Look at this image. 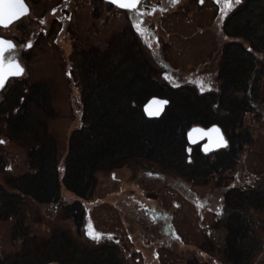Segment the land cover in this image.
<instances>
[{"label":"rangeland","instance_id":"obj_1","mask_svg":"<svg viewBox=\"0 0 264 264\" xmlns=\"http://www.w3.org/2000/svg\"><path fill=\"white\" fill-rule=\"evenodd\" d=\"M198 1L166 12L163 0L159 12L139 14L145 40L132 29L135 11L100 0L77 3L75 31L51 22L54 6L34 7L19 24L0 27L2 35H18V57L27 68L0 90V185L19 196L0 218V264H264V52L250 46L252 39L264 44V0H241V8L232 0L231 10L228 0ZM154 2L146 0L148 7ZM235 12L242 36L229 35L222 24ZM132 43L135 52L128 51ZM243 47L257 57L253 72L246 69L253 57ZM109 51L119 85L129 75L160 81L163 88L145 89L155 96L163 97L159 88L211 93L204 99L228 144L206 154L201 143L188 142L180 157H137L98 170L86 197L64 184L59 201L47 202L15 188L10 179L37 172L31 154L39 135L52 139L63 165L90 102V58L106 60L105 79L115 63ZM246 81L256 94L249 90L250 99L241 88ZM236 122L241 126L233 129Z\"/></svg>","mask_w":264,"mask_h":264},{"label":"trees","instance_id":"obj_2","mask_svg":"<svg viewBox=\"0 0 264 264\" xmlns=\"http://www.w3.org/2000/svg\"><path fill=\"white\" fill-rule=\"evenodd\" d=\"M246 4L247 2L243 1V5L246 6ZM237 17L238 13H233L224 24L229 35L242 36L244 34V30L241 31L236 21ZM246 17L251 18L249 15ZM249 18L246 20L247 22L245 21L246 23L249 22ZM259 23L264 24V13L259 18ZM245 26L250 31H254L256 27V25ZM246 37L250 39L248 34ZM252 41L251 47L264 52V44L259 46L255 40L252 39ZM138 43L140 45L137 46V49L141 48V42ZM135 46L132 43L128 47V51L135 50ZM241 49L253 57L251 67L246 68L249 72H253L257 57L252 54L250 48L243 47ZM238 51L240 52V50ZM108 54H110L109 59L115 62L116 56L111 52ZM94 56L90 58L93 63L92 69L89 70L93 76V79L90 80L93 84L90 91L92 94L88 97L90 102L86 100L81 119L82 125L72 131L69 150L63 165H60L57 147L52 143V139L50 137L41 139L40 135L37 136L40 146L36 148L35 153L31 154L32 164L37 168V172L26 173L23 176L10 179L18 190L45 202L59 201L61 185L64 184L66 188L73 190L79 196L86 197L89 192L94 190L97 180L95 173L98 170L115 168L124 164L126 160L137 157H150L158 160L171 153L180 157L181 153L178 151L184 149L188 144L186 134L192 125H221L222 121L212 114L214 111L211 104L204 99L205 95L210 96L211 93H199L195 88L190 91H184L182 88L175 91L172 88L163 92L161 88L164 86L160 84V81L153 83L161 86L158 93L169 98L170 102L160 117L148 118L144 114L143 104L150 97L155 96L153 95L155 91H145V89L149 86L155 87V84L146 80L145 83L141 80L132 81V76L127 75L125 81H122L123 84L119 85L120 81L117 80V77L120 75L116 62L108 64L114 68L106 70L108 76L104 79L101 71L107 65L106 60L102 61L98 57L94 59ZM242 59L244 58L241 56L235 58L239 72L242 70L240 62ZM243 85L244 87L241 88L248 91L250 99L254 96L251 92L253 84L246 81ZM171 90L174 91L171 92ZM253 93L255 94V91ZM248 109L244 107V110ZM232 125L233 129L236 126H241L237 122ZM211 164L213 165L212 162ZM217 170L222 174L221 169ZM16 197L19 198L17 193L13 194L0 185V200L3 202L0 204V218L6 217V210L8 211L10 206L19 204ZM235 258L240 260L239 257ZM46 262H42V264Z\"/></svg>","mask_w":264,"mask_h":264},{"label":"flooded vegetation","instance_id":"obj_3","mask_svg":"<svg viewBox=\"0 0 264 264\" xmlns=\"http://www.w3.org/2000/svg\"><path fill=\"white\" fill-rule=\"evenodd\" d=\"M81 1L85 2V3L86 2L93 3L94 5L97 3V0H23V4H24L25 8L27 9V11L25 13H23L22 15H20L18 18H15L14 20H12L8 25H6V26L5 25H0V27L9 28L10 26L19 24L21 21L25 20L26 17L30 16V14L32 13L31 11H32V9L34 7H41V6H43V7H45V6L53 7L54 6V8H52V10H51L52 11V16H54L53 19L51 20V22L54 21V22L66 23L70 27L71 31H75L74 27L76 25V21H75V19H76V17H75L76 10H74V9H75L77 3L81 2ZM100 1H103L107 5L109 4L110 7H113V6L116 7L110 1H107V0H100ZM166 1L168 3H167V6L165 7L164 11L171 12V11L177 10L175 8L176 7H180V4H182L185 0H166ZM160 2H163V0H155V2L151 5L152 7H148L147 3H146V0H141L139 5L137 6V8L130 9V10L121 8L122 10H125L127 12H130V11L134 12L135 11L137 13V14L136 13L132 14V16H133L132 18H133L134 22L136 23V26L132 25V27H133L134 31L136 32V34L137 35L139 34L138 37H140L141 40H142V38H144V40H145V33H144L143 30L138 28V25L140 26L146 20H145V18L143 16H141V15L139 16V14H142L143 12H146V11L149 12V10L150 9L152 10L153 8H155V9L157 8L156 10L159 12L160 7H162ZM198 2H199V4L203 5V3H207V0H199ZM215 3H216V1H215ZM240 4H241V2L239 4H236V6L240 7ZM73 6H74V8H73ZM168 6L171 7V9H169ZM116 8H118V7H116ZM164 11L161 13V16L164 15V13H165ZM226 20H227V17H225V19L223 20L222 24H225ZM66 24L64 26H66ZM225 27H224V29H225ZM49 29H50V27H49ZM0 35L4 36L7 39L13 40V42H14V48H11L10 50H8V51H6L4 53V62L7 63L10 57H14V60H18L20 62V64L23 65V67L25 68V71H26V69H27L26 66L23 64V62L20 59V57H18V54H21V47L18 45V43H17L18 41H16V39L18 38V35H15L16 38L15 37H11V36L8 37L6 35H2L1 33H0ZM137 35H136V37H137ZM154 40L159 42L160 41V35H156ZM68 75H69V77H71V75L73 76V72L70 70L68 72ZM17 78H20V76H11L8 79L7 83L10 82L11 79H17ZM205 142H207V139H204L202 142H199V143H201V149H202V146H203V144ZM202 150H203V152H205L204 149H202ZM205 153H207V152H205Z\"/></svg>","mask_w":264,"mask_h":264},{"label":"water","instance_id":"obj_4","mask_svg":"<svg viewBox=\"0 0 264 264\" xmlns=\"http://www.w3.org/2000/svg\"><path fill=\"white\" fill-rule=\"evenodd\" d=\"M107 1L111 2V0H107ZM129 2H130V0H117L116 3H113V2L112 3L116 7L119 8L120 7V3L128 4ZM140 2H141V0H138V2L135 4V6L120 7V8L127 9V10L134 9V8H137V6L139 5ZM0 39L4 40L5 42H11V44L14 45V42L11 39H7V38H5L4 36H1V35H0ZM4 49H5L4 53L6 51L10 50L7 47V43L4 45ZM14 61H15V63H18V65L23 69V72L21 74H19V75H12V74L6 75L4 85L7 83L8 79L11 76H21L24 73V71H25V68L23 67V65L20 64V62L18 60H14ZM4 66H5V71L6 72H10V69L8 67V62L7 63L4 62ZM1 88L2 87H0V89ZM154 100L157 101V102L167 101V103L166 104H160V103L152 104V102ZM169 102H170L169 98L167 99V98H164V97H161V96H158V95L150 97L143 104V110H144L145 116H147L148 118H158V117H160L166 111V108L168 107ZM150 104L152 105L150 110L153 111V112L158 111L159 112L158 115H151L150 116L148 114V110H149V105ZM194 129L203 130V134L200 133V132H194L193 131ZM212 129H218L219 132L218 133L217 132H212L211 131ZM221 136L223 137V140L226 142V145H227L228 144V139H226V136H224V133H223V130L221 129V126H219L218 124H213L211 126L193 125V126H191V129L188 130V132L186 134V138H188V141H189L190 145L202 142L204 139H207V142H205L203 144V146H202V149H204V151L207 152V153L210 152V151L215 150L217 147H224V145L219 143V137H221Z\"/></svg>","mask_w":264,"mask_h":264},{"label":"snow or ice","instance_id":"obj_5","mask_svg":"<svg viewBox=\"0 0 264 264\" xmlns=\"http://www.w3.org/2000/svg\"><path fill=\"white\" fill-rule=\"evenodd\" d=\"M111 2L116 3L117 0H111ZM138 2V0H130L128 4L126 3H120V7H128V6H135V4ZM241 0H235V4H239ZM227 9L231 10L232 7H234V4L232 3V0H228L227 3ZM27 9L25 8L23 4V0H0V25H7L15 18H18L20 15L25 13ZM227 13L225 12V15ZM7 43V47L9 49L14 48V45L11 44V42H5L4 40L0 39V87H3L5 83L6 75L12 74V75H19L23 72V69L18 65V63H15L14 57H10L8 60V67L10 69V72L5 71L4 66V45ZM166 104L167 101H153L152 104ZM151 104L149 105L148 114L151 115H158L159 112H153L151 111ZM194 132H200L203 134V130L200 129H194ZM212 132H219L218 129H212ZM191 135V134H190ZM220 144L226 146V142L223 140V137H219ZM89 236L93 239H99L100 234L96 233L94 234L92 231H90Z\"/></svg>","mask_w":264,"mask_h":264}]
</instances>
